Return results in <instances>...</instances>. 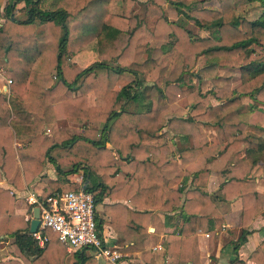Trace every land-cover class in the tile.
I'll return each instance as SVG.
<instances>
[{"label": "trees", "instance_id": "16d2710c", "mask_svg": "<svg viewBox=\"0 0 264 264\" xmlns=\"http://www.w3.org/2000/svg\"><path fill=\"white\" fill-rule=\"evenodd\" d=\"M5 1L0 21V68L11 79V99L19 105L13 117L0 92V179L23 189L39 176L46 183L38 196L43 200L57 192L79 189L77 182L62 183L42 173L47 160L57 172L66 174L83 165L87 177L83 176L82 188L93 194L96 204L109 191L108 171L135 170L142 162L137 152L151 149L145 144L154 140L164 122L177 121L195 140L189 147L176 149L182 158L180 168L191 167L174 178V188L169 190L174 204H179L181 195L185 198L181 231L201 227L205 215L200 217L188 205L209 203L211 195L200 187L214 170L223 198L235 194L242 199V231L235 247L244 242L252 218L264 210V197L254 190L255 179L249 176V167L264 159V53L255 54L253 47L264 50V0H247L261 7L253 19L234 13L233 3L238 0H218L219 9L189 4L185 11L179 7L180 0H147L145 15L156 14L152 29L132 14L134 0H122L119 14L108 12V0H62L54 8L41 7L42 0ZM20 1L24 18L13 13ZM164 3L169 4L165 12ZM180 14L211 29V34L194 37ZM93 39L98 60L83 68L69 61ZM38 57L43 58L39 70L32 67ZM195 66L197 82L209 79L208 90L184 85V75ZM218 67L237 68L239 83L231 87L229 76L216 73ZM123 71L132 73L135 83L116 89ZM89 91L93 92L92 102ZM244 96L251 101L244 104ZM180 97L187 101L186 110L176 103ZM127 100L138 108L129 110ZM60 119L82 124V134L53 142L43 133V126ZM204 123L217 125L223 141L212 145L206 140L197 142L196 137L204 134ZM13 139L21 146L14 147ZM188 175H192L193 187L184 189L178 180ZM168 181L172 179L161 176L162 198L168 197ZM13 202L14 195L0 187V234L13 238L21 261L0 260V264H83L82 250L62 251L57 233L48 227L38 228L44 239L39 245L28 231V220L14 213ZM95 221L101 236V222L96 217ZM222 221L217 222L218 228ZM263 247L264 238L249 259L264 264ZM228 264L246 262L235 257Z\"/></svg>", "mask_w": 264, "mask_h": 264}, {"label": "crops", "instance_id": "0c3cea01", "mask_svg": "<svg viewBox=\"0 0 264 264\" xmlns=\"http://www.w3.org/2000/svg\"><path fill=\"white\" fill-rule=\"evenodd\" d=\"M61 1L42 0L40 5L44 8H54ZM146 1L134 0L131 11L132 14L137 15L138 19H144L146 26L152 29L156 14L145 15ZM180 1L182 4L179 7L185 11L186 7L184 6L189 4ZM5 2L3 0L0 4L1 21L3 20ZM16 4L13 7L14 14ZM137 4L140 5L142 17L136 12ZM201 6L203 7V5ZM22 7H24V3ZM168 7V3L162 5L164 12ZM107 10L109 13H121L122 0H108ZM23 13L25 17V10ZM179 17L185 21L184 15L180 14ZM150 19H152L151 23H149ZM97 53V42L96 39H93L71 56L70 62L83 68L100 58L99 53ZM101 56L104 57V54L102 53ZM39 60L40 58H37L33 66ZM126 74L132 77L131 80L119 84L118 80ZM6 79L8 78L4 75L3 69L0 68V92L8 100V98L11 99V90L9 85L6 86ZM133 80L134 75L132 73L123 71L118 75L115 88L119 89L127 83L133 84L135 83ZM88 98L89 102H92V91L88 92ZM210 100L213 104L216 103L215 98H210ZM13 101L15 109L11 112L15 117V110L18 105L15 104L17 103L15 100ZM176 103L186 109L188 108L184 97L177 99ZM125 104L129 110L137 109L139 106L131 100H127ZM262 109L264 111L263 105ZM168 116L167 114L166 117ZM261 124L264 126V122ZM203 131L204 134L200 133L196 137L197 142L206 140L208 144L212 145L220 143L224 139L221 129L212 123H204ZM82 132V124L61 119L43 126V133L53 142H61L67 138L79 136ZM261 137L264 140V133ZM193 141L195 140L192 134L184 129L179 122H164L155 133L154 140L145 144L151 146V149H140L137 152V156L141 158L140 161L142 162H138L139 165L136 166L135 170L119 168L108 171L106 184L108 183L109 191L102 196L101 200L96 202L95 217L97 221L101 222L100 234L103 245L117 249L121 256L119 259L111 261L95 256L88 248L80 249L84 257L83 264H228L235 257L244 260L246 264H257L249 259V255L264 238V210L252 218L249 224L250 232L246 235V240L235 247L242 231V199L235 194L231 197L225 195L223 198L224 195L219 190L218 176L214 170L209 172L206 185L200 187L201 191L211 195L209 203L205 205V203L193 202L188 205V209L198 211L200 217L205 215L200 220L201 227L194 226L190 231L185 232L184 229L183 232L181 231L185 221L182 208L185 198L184 195H181L179 204H174L173 196L170 197L169 190L174 188V178L182 175L184 169L191 167L185 166L183 170L180 168L182 158L176 149L189 147ZM105 145L109 146L108 143ZM13 146L19 147L21 143L13 139ZM243 155L244 150H241L240 156ZM146 157H150V160L144 162ZM123 162L127 163L128 160L125 158ZM86 171L87 169L82 165L75 172L60 173L56 171L53 163L47 160L42 173L49 179L62 183L66 180L77 182L80 188L84 184ZM146 173L149 174L148 178L145 177ZM162 175L172 179L167 183L168 197L166 198H162L160 195ZM249 176L255 179L254 190L264 197V159L249 167ZM181 184L184 189L192 188V175H188L182 181L181 179L178 180V185ZM45 186V181L39 176L35 177L29 185H25L23 189H16L7 180L0 179V187L8 189L14 195V213L21 215L25 220H28V223L32 216L33 207L28 202V196L30 194L39 196ZM166 206H171V208ZM221 218L223 221L218 228L217 222ZM61 249L62 251H69L63 243H61ZM8 259L20 260L13 245V238L0 234V260Z\"/></svg>", "mask_w": 264, "mask_h": 264}, {"label": "built area", "instance_id": "2783aa9c", "mask_svg": "<svg viewBox=\"0 0 264 264\" xmlns=\"http://www.w3.org/2000/svg\"><path fill=\"white\" fill-rule=\"evenodd\" d=\"M6 86L11 79L5 80ZM28 202L39 207V227H48L57 233L58 239L66 249L78 250L90 248L93 254L111 261L120 258L121 253L103 245L95 221V202L93 194L80 187L77 190H65L48 195L43 200L30 194ZM38 243L44 239L38 229L32 232Z\"/></svg>", "mask_w": 264, "mask_h": 264}, {"label": "rangeland", "instance_id": "374dc122", "mask_svg": "<svg viewBox=\"0 0 264 264\" xmlns=\"http://www.w3.org/2000/svg\"><path fill=\"white\" fill-rule=\"evenodd\" d=\"M182 1L184 4H192V5L197 6V7H202L201 5H203V7H206V8H214V9H219V7H220L218 0H182ZM22 5H23V3H21V2L16 4L15 15L17 17L23 18L24 17V13H23L24 7H22ZM43 6H46V5L43 4ZM136 6H137V9H136L137 14L140 17H142L143 14L141 13V9L139 7L140 5L137 4ZM184 7H186V6H184ZM185 10H187V9L185 8ZM233 10H234V13L239 17H245L248 19H253L259 15L261 7L255 2H249L247 0H238V1L233 3ZM1 19H0V21H1ZM151 22H152V19L149 20V23H151ZM183 22L185 24V27L190 30L191 34L194 37H199L202 35L208 36L211 34V31H212L211 29H206V28H203V27L196 25L194 23V21L191 20L190 18H185V21H183ZM39 28H42V27L39 26ZM253 47L256 51L255 54L264 53V50H261L260 47H258L256 45H253ZM38 58H40V60L37 62V64L35 66H32L34 69H37V70L41 69L42 63H43V58L42 57H38ZM69 61H71L70 58H69ZM196 69H197V66L192 68L191 72L186 73L184 75V81H185L184 85L192 84L196 87L199 86L202 91L204 89L208 90L210 88L209 79L203 78V79H201V81L197 82V78L194 75V71ZM54 72H55L54 69L51 70L52 74H54ZM216 73L219 75H222V76H229L231 79L230 80L231 87H235L239 83L240 76H239V71L237 68L218 67L216 70ZM131 78L132 77L130 75L128 76L126 74V75L121 76V78H120V80H118V82H119V84L120 83H126V82L130 81ZM10 96H11V94H10ZM5 100L7 101L8 106L10 105V110L13 111L15 109L13 99L10 100V98H8V100H7V98H6ZM15 101L17 102L15 104L19 105L18 101L17 100H15ZM242 101L244 104H246V103H249L251 101V99L248 97H242ZM12 103H13V105H12ZM185 110H186V108H185ZM261 122H264V120ZM67 139H69V138H67Z\"/></svg>", "mask_w": 264, "mask_h": 264}, {"label": "water", "instance_id": "95a60500", "mask_svg": "<svg viewBox=\"0 0 264 264\" xmlns=\"http://www.w3.org/2000/svg\"><path fill=\"white\" fill-rule=\"evenodd\" d=\"M39 226V207L33 206L32 207V216L29 221L28 231L29 232H35L37 231Z\"/></svg>", "mask_w": 264, "mask_h": 264}]
</instances>
